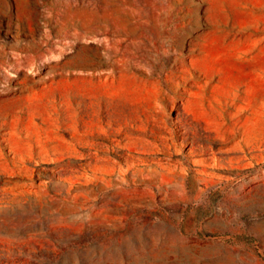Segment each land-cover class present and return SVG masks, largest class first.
Instances as JSON below:
<instances>
[{
    "label": "rangeland",
    "instance_id": "374dc122",
    "mask_svg": "<svg viewBox=\"0 0 264 264\" xmlns=\"http://www.w3.org/2000/svg\"><path fill=\"white\" fill-rule=\"evenodd\" d=\"M0 264H264V0H0Z\"/></svg>",
    "mask_w": 264,
    "mask_h": 264
}]
</instances>
